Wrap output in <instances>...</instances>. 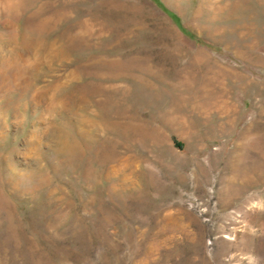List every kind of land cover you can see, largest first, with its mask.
<instances>
[{
    "label": "rangeland",
    "instance_id": "1",
    "mask_svg": "<svg viewBox=\"0 0 264 264\" xmlns=\"http://www.w3.org/2000/svg\"><path fill=\"white\" fill-rule=\"evenodd\" d=\"M0 264H264V0H0Z\"/></svg>",
    "mask_w": 264,
    "mask_h": 264
},
{
    "label": "trees",
    "instance_id": "2",
    "mask_svg": "<svg viewBox=\"0 0 264 264\" xmlns=\"http://www.w3.org/2000/svg\"><path fill=\"white\" fill-rule=\"evenodd\" d=\"M162 10H164L165 12H167V14L174 20V22L176 23V24H179L178 22H179V19H178V17L173 13V12H171V11H167V10H165L164 8H162ZM179 144V143H178Z\"/></svg>",
    "mask_w": 264,
    "mask_h": 264
}]
</instances>
